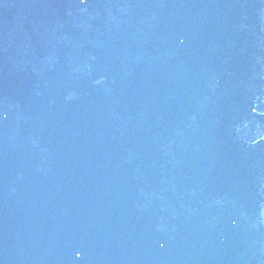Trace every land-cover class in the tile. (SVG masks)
Returning <instances> with one entry per match:
<instances>
[{
	"label": "water",
	"instance_id": "obj_1",
	"mask_svg": "<svg viewBox=\"0 0 264 264\" xmlns=\"http://www.w3.org/2000/svg\"><path fill=\"white\" fill-rule=\"evenodd\" d=\"M24 1L12 0V3L18 6ZM9 9L12 10L5 11L6 19L0 24V151L3 153L0 161L9 159L11 165L0 168V204L4 205L0 207V239L7 229L4 216L10 211L9 205L17 207L19 201L22 209L37 208L45 212L29 217L27 225L20 223L21 218L8 220L14 230L8 234L12 236L3 237L0 264H28L33 259L27 257H44L47 251L58 258L61 250L54 243L77 252L80 258L101 240L113 248L102 255L115 252L122 246L116 247L111 242L116 237L118 220L141 230L140 241L134 246L151 244L158 252H197L199 246L211 252L220 247L252 244L262 236L259 232L263 226L252 212L254 198L245 201L248 211L242 210L239 202L226 215L224 210L210 208L213 199L186 181L184 175L192 168L171 169L160 159L151 166L144 162L145 149H137L140 156L131 155L127 149L122 151L128 127L124 116L133 118L142 114V98L147 99L148 88H128L125 94L132 100H125L116 96L120 93L114 91L112 81L107 82L94 68L88 72L76 71L74 77H66L68 71L53 74L43 51L28 47L22 53L29 45L27 40L17 36L5 38L4 34L19 28L27 17L25 12L16 13L15 7ZM22 54L25 61L19 63ZM44 87H48L47 93ZM127 102L130 105L124 108ZM256 110L253 114L249 109L246 115L255 126L264 115V106ZM236 114L240 115L241 111L237 109ZM36 135L41 141L37 144ZM6 172H11L10 179ZM19 172L26 173L27 178H18ZM109 180L111 184L107 185L105 181ZM139 188L144 192H138ZM159 189L163 190L162 195L158 194ZM135 195L146 204L127 205ZM199 201L202 207H198ZM159 202L167 209L161 222L151 213ZM116 203L122 207H116ZM84 209L95 214V224L88 228L72 225L73 234H67L64 223L77 220L76 216ZM182 209L187 211V216L181 214ZM199 214H204L201 220L197 218ZM17 216H22L21 212ZM235 217L237 224L233 223ZM53 219L56 221L52 222ZM16 229L24 235L16 236ZM51 230L61 238L51 237L50 242H43ZM63 237H71L72 246L62 243ZM184 237H194L195 246H184L179 240ZM35 244L44 246L43 250L31 251L29 248ZM141 251L146 259L152 252L146 248ZM146 259H141L140 264ZM238 259L237 253L222 257L228 264H237ZM155 263L163 264V260Z\"/></svg>",
	"mask_w": 264,
	"mask_h": 264
}]
</instances>
